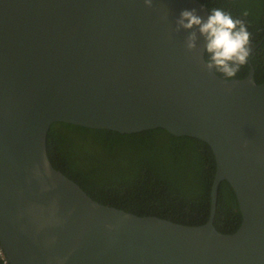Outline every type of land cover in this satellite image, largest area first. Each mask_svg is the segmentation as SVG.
Returning a JSON list of instances; mask_svg holds the SVG:
<instances>
[{
	"label": "water",
	"instance_id": "obj_1",
	"mask_svg": "<svg viewBox=\"0 0 264 264\" xmlns=\"http://www.w3.org/2000/svg\"><path fill=\"white\" fill-rule=\"evenodd\" d=\"M192 8L209 15L200 0H0L4 263L264 264V81L250 62L231 81L207 70L199 33L197 50L186 49L191 30L177 32L176 19ZM55 122L206 142L209 218L189 225L93 199L49 160ZM222 180L241 213L231 233L213 225Z\"/></svg>",
	"mask_w": 264,
	"mask_h": 264
},
{
	"label": "trees",
	"instance_id": "obj_2",
	"mask_svg": "<svg viewBox=\"0 0 264 264\" xmlns=\"http://www.w3.org/2000/svg\"><path fill=\"white\" fill-rule=\"evenodd\" d=\"M200 1L209 14L221 8L245 22L256 48L234 78L246 76L250 62L255 81L263 82L264 0ZM46 151L56 169L103 204L189 225L204 224L209 218L215 159L210 146L198 138L176 136L162 128L119 133L55 122L47 133ZM240 222L234 191L222 180L213 225L231 233ZM0 264H6L1 257Z\"/></svg>",
	"mask_w": 264,
	"mask_h": 264
},
{
	"label": "clouds",
	"instance_id": "obj_3",
	"mask_svg": "<svg viewBox=\"0 0 264 264\" xmlns=\"http://www.w3.org/2000/svg\"><path fill=\"white\" fill-rule=\"evenodd\" d=\"M143 2L147 7H153V0ZM243 14L247 16L249 13L245 10ZM181 29L191 30L185 39V47L189 52L197 50V33L204 37L205 53L208 55L203 57V66L223 80H233L241 66L247 64L251 55V33L243 20L234 19L229 12L213 8L205 19L197 14L195 8L184 9L176 19L175 30L179 32ZM106 227L111 230L113 225ZM54 241L55 237L49 243ZM66 259L67 257L57 258V264H64Z\"/></svg>",
	"mask_w": 264,
	"mask_h": 264
},
{
	"label": "built area",
	"instance_id": "obj_4",
	"mask_svg": "<svg viewBox=\"0 0 264 264\" xmlns=\"http://www.w3.org/2000/svg\"><path fill=\"white\" fill-rule=\"evenodd\" d=\"M0 257H1V253H0Z\"/></svg>",
	"mask_w": 264,
	"mask_h": 264
}]
</instances>
